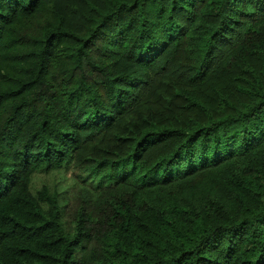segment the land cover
<instances>
[{
	"label": "trees",
	"instance_id": "1",
	"mask_svg": "<svg viewBox=\"0 0 264 264\" xmlns=\"http://www.w3.org/2000/svg\"><path fill=\"white\" fill-rule=\"evenodd\" d=\"M0 264H264V0H0Z\"/></svg>",
	"mask_w": 264,
	"mask_h": 264
},
{
	"label": "rangeland",
	"instance_id": "2",
	"mask_svg": "<svg viewBox=\"0 0 264 264\" xmlns=\"http://www.w3.org/2000/svg\"><path fill=\"white\" fill-rule=\"evenodd\" d=\"M58 176L55 175H50V176H46L44 174H39L38 175V181H47V183L52 184L54 182H57L58 180Z\"/></svg>",
	"mask_w": 264,
	"mask_h": 264
}]
</instances>
